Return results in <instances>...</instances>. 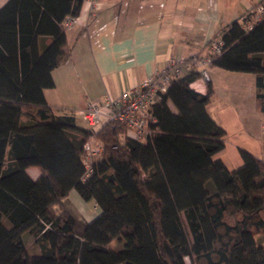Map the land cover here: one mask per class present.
<instances>
[{"label": "trees", "instance_id": "trees-1", "mask_svg": "<svg viewBox=\"0 0 264 264\" xmlns=\"http://www.w3.org/2000/svg\"><path fill=\"white\" fill-rule=\"evenodd\" d=\"M83 1L0 8V264H264V161L239 149L243 167L229 171L212 158L224 131L206 112L211 84L203 94L190 87L196 72L171 80L145 143L127 139L118 123L101 127V152L82 181L90 132L70 113L54 115L43 91L70 57L63 21ZM242 15L212 37L223 46L210 66L254 75L264 112V17L245 31ZM72 190L99 209L92 221L69 202ZM113 240L120 250L107 248Z\"/></svg>", "mask_w": 264, "mask_h": 264}, {"label": "crops", "instance_id": "crops-1", "mask_svg": "<svg viewBox=\"0 0 264 264\" xmlns=\"http://www.w3.org/2000/svg\"><path fill=\"white\" fill-rule=\"evenodd\" d=\"M7 1L0 0V8ZM257 3L264 0H84L76 24L66 30L70 57L51 71L54 86L43 91L46 103L54 115L70 113L77 126L86 128L80 112L89 102L119 95L168 60L206 53L221 28ZM261 59L264 63V54ZM208 72L213 95L206 112L224 131L225 141L212 158L229 171L243 167L239 149L264 161V112L255 107L254 75L212 66ZM190 87L203 94L206 83L198 78ZM26 172L32 179L39 176L36 169ZM70 198L86 222L99 215L95 205L89 212L75 191L68 194L73 205Z\"/></svg>", "mask_w": 264, "mask_h": 264}, {"label": "built area", "instance_id": "built-area-1", "mask_svg": "<svg viewBox=\"0 0 264 264\" xmlns=\"http://www.w3.org/2000/svg\"><path fill=\"white\" fill-rule=\"evenodd\" d=\"M264 17V3L249 7L240 22L243 30L248 31ZM76 24L75 18H66L64 28L70 29ZM220 38L209 42L207 53L192 54L182 61L168 60L165 66L141 83L122 91L117 96L105 95L98 101L89 102L80 112L90 135L82 145L84 173L82 181L92 174V163L101 152L95 133L107 123H118L125 128V137L129 140L145 143L152 135L154 123L153 107L162 101L171 80L198 73L199 79L209 82L211 61L222 52Z\"/></svg>", "mask_w": 264, "mask_h": 264}, {"label": "rangeland", "instance_id": "rangeland-1", "mask_svg": "<svg viewBox=\"0 0 264 264\" xmlns=\"http://www.w3.org/2000/svg\"><path fill=\"white\" fill-rule=\"evenodd\" d=\"M257 4H260V3H257ZM256 4V5H257ZM256 5H253V6H256ZM250 7H252V6H250ZM245 13V12H244ZM244 13H242V14H244ZM207 49H206V53H207ZM264 64V63H263ZM70 200H71V202L73 203V205L72 206H74L77 210H80V206H79V204L76 202V199H74V198H70ZM81 204H83V205H85V207H88V210H89V212H91V210H92V206H94V204H91V203H85V202H81ZM75 209V210H76ZM58 208H54L53 209V211L54 212H58ZM87 210V211H88ZM79 214V213H78ZM80 215V214H79ZM81 216V215H80ZM82 217V216H81ZM84 218H85V216H84ZM93 220V219H92ZM23 239H24V243H25V246H26V248H27V250H28V253L29 254H35L36 253V251L38 250V248H37V246L35 245V243H34V241H33V239L28 235V234H24L23 235ZM121 246H122V243H118L116 240H113V241H111L108 245H107V248L108 249H110V250H114V251H118V250H120L121 249Z\"/></svg>", "mask_w": 264, "mask_h": 264}]
</instances>
